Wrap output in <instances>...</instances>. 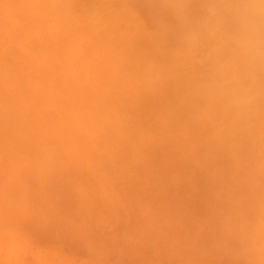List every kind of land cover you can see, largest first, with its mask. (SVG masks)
<instances>
[{
	"label": "bare ground",
	"instance_id": "6f19581e",
	"mask_svg": "<svg viewBox=\"0 0 264 264\" xmlns=\"http://www.w3.org/2000/svg\"><path fill=\"white\" fill-rule=\"evenodd\" d=\"M230 3L231 0H0V83L4 84V88H0V134L2 136H0V143L3 142L1 143L2 145L7 141L6 144L8 146L7 147L6 144H4L1 150L7 149L6 152L10 153L8 155L9 157L11 156V159L15 160L18 158V164H15V167L18 169L19 166L17 165L21 162L20 158L23 159V154L26 151L22 153V150L18 149L17 151V148H23L27 143V140L29 141V139L33 138L35 135H37L36 138L34 137L35 140L31 139L30 143L34 141L37 146L40 144L44 147L45 142H47L44 136L50 134V136L54 138V140H52L53 138L50 139L53 141V145L52 143H46V145L50 144L49 147L47 148V146H45L46 148L44 147L40 152L44 159H42L39 152V154L35 155L42 159L41 164L39 159L35 157L40 163L38 166L37 164L35 165L41 170L40 177H43V172L45 173V176L50 172L52 175H50V180H53V176L61 178L60 176L65 172L62 176V179H64V181L62 180V187L65 185V188H63V191H60L63 194L59 193V190L56 188L59 187L57 185L59 180H57V184L53 183L56 187L49 184L51 189L54 187V189L56 188L55 190H57L56 193H53V190H51V192L56 195L59 193V196L57 197L59 198L62 196V198L60 197L61 199L59 198L58 200L56 198V200L52 201L48 200L50 203L53 202V207H55V204L57 205V209L56 207L55 209L58 212L61 210L60 214H64V217H66L65 215H68L67 212L72 213V211L69 210H75V208H77L76 211L78 213L73 211L72 214L74 215L77 213L80 217L85 216V218L87 216L89 217L90 214H94L96 217L98 214L97 212L104 213H100L104 216L101 219L100 215L99 223L108 215V213L105 214L107 209L114 210H112V212L115 215L112 217L118 215L120 217V214L123 212H121L120 207H117L118 205L116 206L118 209L114 207L117 203L115 204L112 200L115 198L113 196L114 192L118 194L119 188L121 189V194L123 190L124 194H126L129 199L131 197V200H133L131 202L129 201V206L133 209L131 211H129L130 209L123 204L128 209L126 210V216H129L126 219L128 221H126V223L124 222V224L122 221L123 219H120L119 222V218H116L118 222L116 220L115 222L112 220L111 216H108L104 219V224H101L102 226L99 223L97 224V226L99 225V229L106 226V228H108L109 223L112 221L116 224L114 225L115 227H113V231L114 229L116 231H121L118 228L122 229V227H124V229H127L128 227L129 232H127L130 234V231H132V225H134L133 228L137 229V222L142 218L139 222L141 226L148 220L146 226H144L145 224L143 225V235H148L147 233H149L150 229L153 230H151L149 236L154 235L155 230L157 231L156 228L154 229V226H158L156 224V222H159L158 219L162 222L159 223L161 228L166 227V230L169 229L170 232L174 230V234H172L173 232L171 233L174 236L180 233L179 235L185 237L186 235L184 234H187L188 232L186 239H181V237L177 235L178 238H175H177L179 242L176 243V241H174L177 244L175 245V243H173L175 238L170 235L168 230L166 231L163 228L168 236L165 234V231L162 233L163 231H161V229L160 231H157V237H161L159 242H161L166 235V240L164 239L163 241L166 243L172 241L173 246L177 247V250L176 247L173 249L174 251L176 250V252L178 251L177 253L179 256L174 253V251L171 252L172 247L170 248L169 246L168 251L174 255H170L169 258L167 257L170 260L166 258L167 263L165 262L166 264H173L174 256L177 258L181 255V259L185 252L186 256H189L188 254L191 252H193L192 254L196 253V251L197 253H203L202 250L205 248L204 252L207 253L206 249H208L212 243L210 240V244H208L210 238H207V235V239L203 237V239H205L204 241L208 240L206 241L207 243L202 241L203 244L201 242L203 244V246H200L202 250L198 246L196 248L193 244L194 241L199 240V237L195 240L190 239L191 237H189L190 240H187L188 235L192 236L191 233L194 229L193 227L198 228L197 226L192 225L193 227H190L191 225H186L190 223H188V219L190 220L193 216L191 219L194 220V215L199 217L201 215H198L200 211L201 213L203 212L204 216L201 215L199 218L203 216L204 219L207 218L210 222L213 221L212 223H208L207 219H205L209 226L215 222V218L219 221L218 223L223 220L226 227L229 226V231L227 232L229 236L231 231L234 230L237 234L232 233V235L235 234L234 236H239L240 233L242 234L238 237V241L241 243L242 239H245L243 240L246 241L243 242V246H246L245 252L242 251V253H238L237 251V254H242V257H246L242 258L245 262L246 259L248 260L247 257H249V233L247 234V237H245L246 235L244 233L249 232L248 229L250 227L246 229L247 227L245 226V232H243V230H239L241 228L238 227L244 228V226H242V224L239 225L238 223L243 221H245L243 222L244 224H246V222L248 223L247 219L249 213L246 212L248 215L246 219L245 211L248 210L249 212V205L252 206L250 204L251 201H249V199H252V195H250L251 192H254L257 189H255V187L259 188L256 190V193H259L258 190L264 189L260 188L259 185L255 183V179L257 180V178H255L256 175L261 179V183H264V159H262V154H264V124L261 123L262 120H264V71L257 72L252 76H249L246 73L241 74L235 81L225 83V81L229 80L231 64L235 59V53L230 39L232 31L231 25L224 23L222 15L225 6ZM106 10L111 12V17L108 13H105ZM118 11L122 14H117L116 12ZM100 15L102 17H100ZM105 15L108 16L106 17ZM105 17L107 19L104 20L103 18ZM46 75L48 76L45 79L44 77ZM64 118L65 121L63 122ZM34 124H39V126L42 125V128H46L42 129L39 127L41 129L40 131L39 128L37 129L36 126H33ZM57 125H60V127L58 128ZM21 126H23V130ZM31 127H34V130L36 129V132L38 133L35 134L31 130V134L30 130H27ZM17 129L20 130L16 131ZM4 131H6V133ZM27 133L31 136H29V139H26L28 137ZM2 134L4 136L6 135L5 138ZM11 134L13 136L17 135L16 138L19 136L21 142H18L19 138L16 140ZM22 135L26 136V138H23L24 136ZM42 137H44V139ZM12 139L14 141H12ZM24 139H26V141H24ZM59 139L60 143L56 146V142ZM66 139L70 141L69 144L66 143ZM43 140H45V142H43ZM30 143L25 145L29 148V152L31 151L30 146H33L34 144ZM63 145H66L69 148L68 158L65 156L67 159L61 160L62 162L64 161V163L69 161V166L66 164L67 162L65 163L68 171L66 169L63 170L62 168L59 169L61 161L59 162L60 159H58V161L55 160L61 156L59 153V155L57 154L59 157H56L54 150ZM40 147L41 146H38L39 151ZM11 148L13 149V152L11 151ZM15 149L17 152H15ZM4 151L5 150L2 151V156H4V154L6 155V152ZM18 152H20L22 154L20 156L23 157L19 156L16 158ZM48 154L55 155L54 159L53 156L51 157ZM48 156L54 161L51 159V162ZM35 158L33 161L34 163L37 162ZM45 158H48L49 160H47L51 163L49 162V164H47L48 161H46ZM43 161H45V164H43ZM53 162H56V164ZM57 164L60 166H57ZM20 165L23 169L24 165L21 163ZM28 165L30 167L32 166L30 163ZM40 165L42 166L40 167ZM29 166L26 168L30 170L32 169L33 171L34 167L29 168ZM46 166H49V169ZM55 167H59L58 171H63L58 172ZM38 168L37 170H39ZM30 170L28 171L32 173ZM13 171L16 172L14 169ZM22 171L23 173L27 172L25 168L24 170H21V173ZM55 171L59 173L60 176H57ZM68 172L69 174H67ZM251 174L253 175L251 176ZM33 175L36 176V174ZM91 175L92 177L97 176L98 179H100L99 185H96L94 181L90 180L93 182V187H97L94 189L98 191L100 187V192L106 193H102L101 195L99 192L100 197L103 196L101 199L105 198L103 201L104 204L107 203L106 205L102 203V205H104V209L102 206L103 210L101 209L100 203L97 202L99 198H97L96 194H94L93 197L86 192V194H89L88 196L96 199L94 202H92L93 198L91 197H88L89 200L87 201L86 199L88 198L84 200L86 196L85 194L83 196L84 198H79L78 191L87 186H84L86 183H84L85 181L83 178L86 176L89 178ZM23 178L25 179H23L24 181L22 180L23 184L27 181H31L30 185H33L34 188L36 187L37 190V186L34 185V180H28L26 177ZM41 179L43 180V178ZM71 179L73 181H71ZM68 180L71 181V184ZM45 181L47 180H44L43 182ZM48 183H50V181ZM59 183L61 184V182ZM66 184L67 186L71 185V188H67V191L71 193L67 192L64 194L67 187ZM46 185L48 184L46 183ZM33 187L32 190L35 192L36 190ZM46 187L47 186L43 188L47 189ZM19 189L20 188L18 187L16 191L14 190L15 194H17V192L18 194L23 193V191ZM27 190L29 192V189ZM19 191L22 193H19ZM203 191L210 193V195H205ZM120 193L119 197L123 200ZM74 194L75 196H70ZM64 195H68V197L70 196L69 200L67 196V198L63 197ZM31 196L35 195L33 194ZM106 196L109 197V199H107ZM201 196H208L207 199L211 196L209 200L204 197L209 203L206 202V205L203 204L200 200L202 199ZM6 197H8V195ZM64 198L66 201H61ZM77 199L78 201L79 199L82 201L84 200V203H81L85 205V208L82 205L83 209H81L83 211L80 209L81 204H79V208L77 207L79 205L75 206V201H77ZM197 199L200 200L202 204L197 202ZM26 200L28 201V199ZM106 200H108V202ZM256 200L259 199L256 197ZM25 201H20L18 204L21 206L23 204H21V202L26 203L27 201ZM29 201L32 202V200ZM54 201H57V203ZM78 201L76 203H79ZM90 201L93 203L92 205L90 204ZM114 201L116 200L114 199ZM219 201L223 204V206L222 204L221 206L226 212H224V216L221 215L222 217H226L224 219L220 216V213L223 212V208H220L222 209V211L220 210L221 212L216 211V206L220 207ZM242 201L244 204H247L246 206L244 205L245 207H243ZM65 202H68L69 204H66ZM72 202H74V205L71 204ZM109 202L111 203L108 204ZM216 202L219 204L217 205ZM255 202L254 204H256ZM240 203L242 206L239 205V208L235 207ZM28 204L23 206V209L16 204L20 209H15L16 211H21L23 214L25 211L28 213L29 211L26 209ZM32 205V203L29 205V207H32V209L29 208L31 210L29 214L30 218L34 217L35 219L40 213H38L39 211L33 212L32 210H36V206L33 207ZM191 205H197V207H195H199V209H192ZM261 205L262 207L260 206L258 208L260 210L264 209V203ZM9 206L11 207L12 205L9 204ZM59 206L64 207L59 208ZM89 206H92L93 208L91 207L89 209ZM96 207L100 208L98 209ZM135 207L138 211H143H140L143 213V216L134 221V218L136 219V216L139 215V212ZM140 207L141 209L139 210ZM43 208L44 207L42 206L41 209L45 210ZM200 208L205 209V212ZM235 208L236 210L238 208V212L240 210V217L239 213L234 211ZM64 209H66V212ZM190 209L193 210V212ZM42 210L40 211L42 212ZM84 210L86 213L90 212V214L86 216ZM155 210H157L158 213L157 211L155 212ZM94 211L97 212L94 213ZM115 211L120 214H117ZM206 211H209L210 214H208L210 216L206 214ZM261 211V214L256 213V211H254L255 213L252 212L254 215L257 214L255 215L257 218L259 217L258 222L256 223L254 222L256 220H254L253 223L260 224L259 226L253 224V226L258 227V230L260 231L264 230L259 229L264 228V225H262L264 224L262 223L264 222L262 221L264 220V216H261L264 215V210ZM31 212H33L34 215L35 212H37L36 216H33V213L31 215ZM130 212L133 214L135 213V217L132 218ZM175 212H182V219H175L178 214ZM211 212H214V217H212L213 214ZM241 212L243 213L241 214ZM156 214L158 218L149 221L151 216L154 215V217H156ZM258 214L260 216H258ZM46 215L47 214L44 216ZM73 215H71L72 219ZM181 215L179 217H181ZM231 215H233L234 218H232ZM237 215L238 219H236ZM254 215L250 218H254ZM109 217L111 220H109ZM219 217H221V220H218ZM77 218L80 219L79 216ZM91 218L93 217L88 218L89 222ZM203 218L201 219L203 220ZM34 219L32 218V221L36 220L34 224L38 226L39 223H36L38 222V219ZM163 219H167L168 221L174 219V224H172V221L168 224V221H164ZM235 219L236 221L238 220V222H236ZM84 221H87V219ZM184 221L186 224H183ZM89 222L87 223L90 224L89 227L93 231L94 221H92L93 225ZM164 222H167L166 226ZM0 223H2V221H0ZM105 223H107V225H105ZM154 223L155 225H153ZM202 223L203 222L200 221V224ZM218 223L216 222V224L214 223V226H212L214 230L213 233L216 236L215 239L213 238V234V237H211V234V236H209L214 240H216L218 235L221 236L218 237L219 239H225L226 237V235H223L224 232H222V234L217 233V231H222L221 228V230H218L219 228L217 227L219 225L222 226V223ZM113 224H111V228ZM149 225L151 227H149ZM168 225L169 227H172L171 229H174L171 230L167 227ZM206 225V223L204 226L199 225V227L201 226V229L198 231L199 234L197 231L195 232V236L202 234V237L206 234L205 231L207 233L211 232L210 230L212 228L210 227L211 229L209 230L208 225ZM235 225H237V227ZM3 226L4 224L2 223V227ZM70 226L68 225V228ZM188 227L192 228V230ZM204 227H207L208 230L203 229L201 232L200 230ZM106 228L105 231L102 232H106L105 235L108 232L111 234L112 230L110 229L111 231L108 230L107 232ZM146 228L149 229V231ZM235 228L240 232L239 235ZM185 229L189 230L185 232ZM254 230H256V228ZM94 231L96 230L94 229ZM145 231H147V233ZM224 231L226 232L227 230L224 229ZM125 232L126 231L124 230V233ZM48 233H50L49 230L45 235H42L44 237L43 241H46V236L49 238L50 234ZM159 233L162 236L159 235ZM88 234H90V232ZM163 234L165 235L163 236ZM146 235L145 237H142L143 240L147 238ZM42 236L39 238L41 240L39 241L41 245H43V243H41L43 242ZM234 236L232 237L236 240L237 237L234 238ZM17 237L18 236H16L17 240L15 238V240L13 239L14 241L11 239L12 241L10 243L6 237L8 242L5 240L7 243H5L6 245L3 244L5 246L1 249L5 254L3 255L2 253L0 257L3 256L7 258L6 255L9 254L10 250L5 251L4 249L5 247L9 249L11 243V245H13L14 242H18L19 239ZM21 238H24V236H21ZM33 238H36V236ZM30 239L33 242L32 238ZM148 239L149 238H147V242H145L147 243V247H151V243L153 242H155L156 246L158 245V242L156 243V238V241L153 240L154 238L152 239L153 241L149 239L151 243L149 242L150 244L148 245ZM108 240L109 239H107L106 242ZM191 240H194L193 243ZM27 241L28 239L23 242L21 241L22 245H24V242L28 245L29 241ZM188 241L189 245H187ZM217 241H219V243ZM217 241L215 242L218 246L222 240ZM227 241L229 240L227 239ZM180 242H183L184 246L186 245V248H188L187 246L194 245L196 250L193 248L192 251L190 246L189 248L191 251L188 252L185 247L179 246L181 248L180 250L178 247ZM190 242L193 245L190 244ZM57 243L59 244V242H56V244L54 242V246L52 244H47V246L43 245L42 249L49 248V251H51L50 249H56L59 252V256H61L60 251H62V254L63 250H61L62 247ZM197 243L195 244L198 245ZM222 244L224 245L225 243ZM57 245L61 248H57ZM206 245L209 246L207 247ZM69 246L71 245H68L67 247ZM81 246L79 247L80 252L76 250L81 253V258L82 254L83 257L87 254L86 258L90 256L92 259L91 261H93L94 258L91 256L93 253H90V251L88 252L90 255L87 252L85 253ZM84 246L86 247V245ZM213 246L215 249L211 247V250H214V252L217 251L216 253L221 250L220 252L222 254L224 253V251H222L224 248L222 247H226L227 243L226 246L222 247H216L215 244ZM243 246L240 248L244 250ZM17 247H19V245ZM28 247L29 245L25 247V249L34 254L35 250H31L33 247H29V249ZM19 248L21 249V247ZM40 248H37V253L41 252ZM71 248H69V250H71ZM80 248L82 249L80 250ZM182 248L185 249V252H183L184 250L182 251ZM216 248L220 250L218 251ZM162 249L163 248H161L160 251H162ZM210 249L207 251H209L211 256L215 253L211 254ZM13 250H15V247ZM13 250L10 253V258L16 257L15 255L17 254V251L15 250L16 252H14ZM104 250H106V248ZM76 251L75 254L77 253ZM52 252L46 254V252H43L42 250L41 253L43 254L40 253L38 256L40 257L43 255L44 260L45 257L46 260H49L50 258L56 259ZM179 252L181 254H179ZM103 253L104 254L101 255L105 256L102 257L105 259L106 255H111L112 257L114 255L109 254L110 252L108 253V250ZM155 253L157 252L155 251ZM205 253H203L204 260H211V262H213V259L215 258L208 259L207 257L209 254L205 255ZM18 254L20 255V253ZM64 254L68 253L64 252ZM192 254H190V256ZM27 255L30 256L31 254L28 253ZM78 255L79 254H77V256ZM115 255L118 256V253ZM111 256L108 257V261L105 260L107 263L113 264L115 261H118L116 264H123V262L128 260V264H131L129 259L126 258L125 260V258L123 259V257H120V252V258L116 256L112 258ZM157 256L160 259L161 256H159V253H157ZM197 256L198 258L195 259L191 257V259H195V262H197L199 255H196L195 257ZM202 256L203 255L200 256V259ZM33 257H36L35 254ZM58 257L57 259L60 261L59 263L67 258L64 256L65 258L62 257L61 260ZM170 257H172V260ZM229 257H231L230 254ZM110 258L112 260H110ZM29 259L30 257H28L27 260L28 264ZM69 259L71 258H67L66 261ZM188 259L189 262L192 261L190 258ZM175 260H178L176 264H179V258ZM180 261H182V259ZM37 262L39 263V261ZM199 262V264H201L202 261L199 260ZM214 262H216L214 264H220V262L216 260ZM0 263H3L1 259ZM74 263L76 264V262ZM94 263L102 264V262L100 263L98 260ZM185 263L188 264L187 262ZM203 263L204 261L202 264ZM87 264L89 263L87 262ZM90 264H92V262ZM192 264H194V262Z\"/></svg>",
	"mask_w": 264,
	"mask_h": 264
},
{
	"label": "rangeland",
	"instance_id": "374dc122",
	"mask_svg": "<svg viewBox=\"0 0 264 264\" xmlns=\"http://www.w3.org/2000/svg\"><path fill=\"white\" fill-rule=\"evenodd\" d=\"M154 2V1H153ZM110 11H108V10H106L105 11V13H108L109 15H110V17H111V12L109 13ZM113 12H115V11H113ZM121 12H123V11H121ZM105 13H103V14H105ZM117 14L119 13V11L118 12H116ZM115 14V13H114ZM119 14H122V13H119ZM106 17L108 16V15H105ZM100 17H102L101 15H100ZM103 18L104 20L105 19H107V18ZM109 17V18H110ZM47 76L48 75H46L44 78L46 79L47 78ZM0 88H4V84L3 83H0ZM0 121H1V119H0ZM65 121V118L63 119V122ZM262 124H264V120H262V122H261ZM4 124V123H3ZM2 125V124H1ZM33 126H36L37 127V129L40 127V128H42L41 126H39V124H34ZM44 126V125H43ZM22 127V130H23V126H21ZM57 127L59 128L60 127V125H57ZM3 128V127H2ZM17 128V127H16ZM39 128V130L41 131V129ZM46 128V127H45ZM44 127L42 128V129H45ZM14 130H15V128H14ZM18 130H20V129H17L16 131H18ZM26 130V129H25ZM27 130H30V133L33 131L35 134L36 133H38V132H36V129L34 130V127H31L30 129H27ZM32 130V131H31ZM43 131V130H42ZM47 131L49 132V130L47 129ZM3 132V131H2ZM5 133H6V131H4ZM22 132V131H21ZM20 132V133H21ZM25 132V131H24ZM4 133V134H5ZM12 133V132H11ZM10 134V133H9ZM13 134V133H12ZM11 134V135H12ZM22 134H23V132H22ZM25 134V133H24ZM28 134V133H27ZM32 134V133H31ZM3 135V134H2ZM14 135H15V133H14ZM34 135V134H33ZM33 135H32V137H33ZM43 135V134H42ZM0 136H1V134H0ZM4 136V135H3ZM6 136V135H5ZM5 136H4V138H5ZM17 136V135H16ZM16 136H13L12 135V137H15L16 138ZM21 136V135H20ZM22 136H24V135H22ZM28 137L26 138V136H24L23 138H26V139H29V136H30V134H28L27 135ZM36 136L37 135H35L34 137L36 138ZM50 136V134L48 135V134H46L44 137H45V139L47 140V142H45V140H43V142H45V146H47V148L49 147V145L47 144L46 145V143H52V145H53V141L52 140H54V138L53 137H49ZM2 137V136H1ZM9 137H10V135H9ZM11 137V138H12ZM31 137V136H30ZM34 137L33 138H31V139H34ZM44 137H42L43 139H44ZM49 137V138H48ZM8 138V137H7ZM14 138V139H15ZM18 138H19V136H18ZM18 138H16V140L18 139ZM22 138V139H23ZM53 138V139H52ZM26 139H24V141H26ZM31 139H29V141L27 140V143H30L31 141ZM50 139H52V140H50ZM10 140V139H9ZM35 140V139H34ZM2 141H3V138H2ZM12 141H14L13 139H12ZM23 141V140H22ZM66 141V143H68L69 144V140H65ZM10 142V141H9ZM18 142H21V139L19 138V141ZM1 143H3V142H1ZM1 143H0V145H1ZM6 143H7V141H6ZM6 143H4V144H6ZM12 143V142H11ZM25 143V142H24ZM26 143V144H27ZM32 143H34L33 144V146H30V145H28V146H30L31 148V153L29 152V148L28 147H26L25 145L23 146V148H21V147H19V148H17V151H18V149H21L22 150V153H24L25 151V153L23 154V156H20V155H22L20 152H18V156H16V158L17 157H23V159L22 158H20L21 159V164L22 165H24L23 166V169H22V166L20 165V163H19V165H17V166H19L18 167V169L15 167L16 165L15 164H18V158L17 159H11L10 157H9V155L8 154H10L9 152H6V150L7 149H3V150H5L4 152H6V155L4 154V156H2V154H3V150H1V148H2V146L4 145V144H2L1 145V147H0V221H2V223L4 224V226L2 227V223H0V225H1V227H0V256L2 255V253H3V250H1L2 249V247L4 248V246L6 245L5 243H7L8 241H9V243L15 238L16 239V236H18L17 238L19 239L18 240V242L21 244H19L18 242H14V244H16V245H9V247H8V245H7V247L9 248V249H7L6 247H5V251L6 250H10V252H9V254H7L6 256H7V258H5V257H0V259H1V261H3V263L2 264H10L11 262V264H18L19 262V264H28V257H30V259H29V264H43V263H45V264H58L60 261H58V259H57V257L59 256V252H58V250H56L53 246V243L55 242V244H56V242H59V246H61L62 247V249L61 250H63V253L61 254V252L62 251H60V255L61 256H59L58 258L59 259H61L62 257H67V258H71V259H69L68 261H66L67 260V258H65V259H63V261H61V263H59V264H75L74 262H76V264H87V262L90 264L91 262H92V264H95L94 262H96L97 260H98V262H102V264H110V263H107V259H109L108 257H110L111 255H109V254H117L118 253V256L117 255H115L116 257H118V258H120V257H123V259L125 258V260H126V258L127 259H129L130 261H131V264H163V263H167V259L169 258V256L171 255H174V254H172L171 252L172 251H174V247H176V246H173V244H172V241H168V243H166V242H164L163 240L165 239V237H166V235L168 236V234H167V230H168V232L170 233V235H172V234H174V228L173 229H171L172 227L170 226L169 227V225L167 226V227H169L171 230H173L172 232H170V230L169 229H167L166 230V227H163V228H161L160 226V224L159 223H162V222H160V220L158 219V221L159 222H156V224L158 225L157 227H155L156 225H155V223L153 224V225H155L154 226V229L156 228L157 229V231H160V229H161V231H163L162 233H164V231H165V234H163V236L165 235V237L161 240V242H159L160 241V236H158L159 237V239H158V237H157V235H158V232L155 230V232L154 231H152V232H154V235L153 236H156V237H153V236H149V233L151 232V230H153V229H150V231H149V229H147L148 231H149V233H147V231H145L148 235H146L147 236V238H149L150 240H152L153 238V240L154 241H156L155 240V238L157 239V241H156V243L158 244L157 246L155 245V242H153V243H151L150 242V240L148 239V245L151 243V247H147V243H145V242H147V238H145L144 240L142 239V237H145V235H143L144 233H143V230H142V228L144 227V226H146V222L148 221L147 220V218H146V222L144 223V224H142V226H141V224L139 223L140 222V220H142V218L140 219V217H142L143 216V213H141L140 211H142V210H140L141 209V207L139 208V210L140 211H138L137 209H136V207H138V206H136L135 207V209L139 212V215L138 216H136V219L134 218V221L135 220H138V219H140V220H138V222H137V229L136 228H133L134 227V225H132V229L131 228H129V229H131L132 231H130L131 233L130 234H128V227H127V229H124V227H122V229L121 228H118V229H120L121 231H116L115 229H114V231H113V227H115L114 225H116L115 224V222L117 221L118 222V218H119V222H120V219L123 221V223L125 222L126 223V221H128V220H126L129 216H126L127 215V212H126V210H128L127 208H129L130 210L129 211H131V210H133V209H131V207L129 206V201L131 202V201H133V200H131V197H130V199L128 198V196L126 195V194H124V192H123V190H122V194L120 193L121 191V189H119L118 188V194L116 193V192H114V199L117 201H114V199H112L113 200V202L116 204L115 206H114V204H113V206L115 207V208H117V207H120V209H121V212H123L122 214H120V213H117L116 211V213L117 214H120V217H119V215L118 216H115V217H112L113 215H115V214H113V212H112V210L113 209H107V211L105 212V211H103V212H105V214H107L108 213V215L106 216V217H108V216H111L112 217V220L113 221H115V222H110L109 223V226H108V228H106V227H103V228H98V226H97V224L99 223V219H100V215L101 214H104V213H101V212H97V211H94V213L95 212H97L98 214L96 215V217H95V215L93 214H90V212L88 213H86V211H85V215L87 216V215H92V216H90L89 215V217H93V218H91V220L92 221H94V225H93V223H92V221L90 220V222L88 221V218L86 217L85 218V216H81L80 217V215H78L77 213V208H75V210H69V211H72V213H73V211L75 212H77L76 214H77V217L79 216V218L80 219H78L77 217H76V214H74L75 215V219H74V215L72 214V213H69V212H67L68 213V215H65L66 217H64V214H63V212L65 211L66 212V209H64V211L62 212V214L63 215H61L60 213H61V210L58 212L56 209H57V205L55 204V207H56V209H55V207H53L54 206V204H52V203H50V201H48V200H56V198H57V200L61 197L62 198V196H60L59 198L57 197V196H59L58 194L59 193H62V192H60L61 190L63 191V188H65V185H64V187H62L63 185V181H64V179H62V176H63V174L65 173V172H63V174H62V176H60L59 175V173H57L56 171H58V168H56L55 167V169H57L55 172L57 173V176L59 175L61 178H56L55 176H53L52 177V179L53 180H50L49 178H50V175H51V173L50 172H48V174H46L47 176H45V173L43 172V177H40V172H41V170L38 168V167H36V165L35 164H37V166L41 163L42 164V159H44V157L43 156H41L42 154L40 153L41 151H42V149L45 147L44 145V147H42V145H40V144H38V146H41L40 147V151H39V148H38V146L36 145V142H32ZM32 143H30V144H32ZM58 143H60V139L59 140H57V142H56V146H57V144ZM10 144V143H9ZM13 144V143H12ZM16 144V143H15ZM20 144V143H19ZM44 144V143H43ZM67 144V145H68ZM14 145V144H13ZM17 145V144H16ZM16 145H15V148H16ZM51 145V146H52ZM6 146H7V144H6ZM10 146V145H9ZM35 146H37V147H35ZM69 146V145H68ZM68 146H66V145H63V146H60V147H58L56 150H54V154H56V157H59L58 155H59V153H60V156L62 157V159H61V157L60 158H56L55 160H57L58 161V159H60L59 160V162L61 161V160H66L67 158H68V152H69V148H68ZM8 147V146H7ZM35 147V148H34ZM4 148H6V147H4ZM26 148V149H25ZM46 148V147H45ZM36 150V152H35V150ZM65 149V150H64ZM10 150V149H9ZM13 149L11 148V151H12ZM58 150V151H57ZM64 150V151H63ZM16 151V149H15V152H17ZM60 151V152H59ZM63 151V152H62ZM13 152V151H12ZM14 152V153H15ZM40 153V156L42 157V159H40V157L38 158V157H36L35 155L36 154H39ZM56 152V153H55ZM63 153V154H62ZM67 153V154H66ZM53 154V153H52ZM58 154V155H57ZM8 155V156H7ZM16 155V154H15ZM49 155V154H48ZM14 156V155H13ZM49 156H53V159H54V156L55 155H49ZM48 156V157H49ZM65 156L67 157V158H65ZM39 159V161H40V163H39V161L36 159ZM51 157H49L50 158V161H51ZM13 158H15V157H13ZM34 158L36 159V163H34L33 161H34ZM64 158V159H63ZM19 159V160H20ZM46 159V158H45ZM48 159V158H47ZM46 159V161H48ZM52 159V160H53ZM262 159H264V154H262ZM15 161V162H14ZM50 161H48L47 162V164H49V162ZM54 161V160H53ZM26 162V163H25ZM52 162V161H51ZM50 162V163H51ZM67 162V163H66ZM65 163L66 164H68L69 163V161H66ZM14 163V164H13ZM30 163V165L32 164V166L30 167L28 164ZM53 163H55L56 164V162H53ZM52 163V164H53ZM61 163V164H60ZM59 164L62 166H60V165H58L57 164V166H60V168L59 169H63V170H67L68 171V169H67V165H65V163H64V161L62 162H60ZM11 164H12V166H11ZM27 164V166H29V168H33L34 167V169H33V171H32V169L30 170V169H28V168H26L25 167V165ZM43 164H45V161H43ZM46 164V165H47ZM51 165V164H50ZM9 166V167H8ZM42 165H40V167H41ZM53 166V165H52ZM68 166H69V164H68ZM44 167V166H43ZM46 167H48V169H49V166H46ZM45 167V168H46ZM251 167V166H250ZM8 168V169H7ZM16 168V169H15ZM19 168H21V169H19ZM24 168L26 169V171L27 172H24L23 173V171H22V173H21V170H24ZM36 168V169H35ZM37 168L39 169V170H37ZM51 168V167H50ZM54 168V167H53ZM251 168H253V167H251ZM13 169L16 171V172H14L13 171ZM43 169V168H42ZM28 170H30L32 173H30ZM44 170V169H43ZM42 170V171H43ZM62 170V171H63ZM112 170V169H111ZM249 170H250V168H249ZM7 171V172H6ZM35 171V172H34ZM47 171V170H46ZM49 171V170H48ZM59 171H61V170H59ZM58 171V172H59ZM61 171V172H62ZM29 172V173H28ZM71 172V171H70ZM252 172H253V169H252ZM255 172V171H254ZM47 173V172H46ZM56 173H55V175H56ZM251 173V172H250ZM33 174H36V176H34ZM67 174H69V172L67 173ZM25 175V176H24ZM253 174H251V176H252ZM255 175H256V173H255ZM254 175V176H255ZM52 176V175H51ZM67 176V175H66ZM87 176H89V175H87ZM87 176L85 177V178H83V180L85 181H83L84 183H86V184H84V186H86V188H87V190H86V188L84 189V188H82V190H83V192H82V190L80 189V191H78L79 192V198H82L83 196H84V194L86 195L85 196V198H84V200L86 199V198H88V197H91V196H88L89 194H91L93 197H94V194H96L97 195V198H99L98 199V203H100V206H101V209H102V206H103V209H104V205H106L107 203H105L104 204V199H101V198H103V196L102 197H100V194H99V192L101 191V188L99 187V189H98V191H96V189H94V188H97V187H93V182H91L90 180H92V181H94V183H96V185H99V180L100 179H98V177L97 176H95V177H92V175H91V177H89V178H91V179H89V178H87ZM23 177H26L28 180H34V185H36L37 186V190H36V187L34 188L33 187V185H30L31 184V181L29 182V181H25L26 183H24L23 184V181L25 180ZM30 177H32V178H30ZM49 179H47V178ZM41 178H43V180L41 179ZM46 178V179H45ZM64 178V177H63ZM67 178H70V177H67ZM66 178V179H67ZM255 178H257V180L255 179V183L256 184H258L259 185V187L260 188H264V183H261V179H259V177L256 175L255 176ZM24 179V180H23ZM55 179H56V182H55ZM65 179V180H66ZM79 179V178H78ZM23 180V181H22ZM42 180V181H41ZM44 180H47L48 182L50 181V183H48L47 181H45V182H43ZM57 180H59V182H61V184L57 181ZM63 180V181H62ZM82 180V179H81ZM22 181V182H21ZM52 181V182H51ZM69 181V180H68ZM71 181H73L72 179H71ZM71 181H69V183L71 184ZM33 182V181H32ZM45 184H43V183ZM57 182H58V184H57ZM66 182V181H65ZM46 183L48 184V185H46ZM53 183L54 184H57L59 187H56V186H54L53 185ZM43 184V185H42ZM51 186H54V187H56L59 191V193L56 195V194H53V193H56L57 192V190H55L54 189V187H52V189H51V187H50V185ZM65 184V183H64ZM83 184V183H82ZM36 190L35 192H34V190H32V187ZM45 186H47L46 188L47 189H44L43 187H45ZM66 186H67V184H66ZM71 185H69V186H67L66 187V190L64 191L65 193L64 194H66L67 192L68 193H71V192H69V191H67L68 189V187L69 188H71L70 187ZM83 186V185H82ZM256 186V185H255ZM19 187L20 189L19 190H21V191H23V193L21 192V191H19V193H22V194H18V192H17V194H15V191L17 190V188ZM50 187V188H49ZM62 187V188H61ZM259 189L258 187H255V189ZM27 189H29V192H28V190ZM30 189H31V192H30ZM90 189V190H89ZM254 189V188H253ZM256 189V190H257ZM15 190V191H14ZM45 190H48V191H50L51 192V190H53L51 193L50 192H48V191H45ZM70 190V189H69ZM72 190V189H71ZM85 190V191H84ZM205 190V189H204ZM208 190V189H207ZM206 190V191H207ZM256 190L254 191V192H251V194L250 195H252V199H249V201H251V205L252 206H250L249 205V212H248V210H246L245 211V215H246V219H247V217H248V215H249V217H248V219H247V221H248V223H249V226H248V223L246 222V224H244L243 222H245V221H243V222H241V223H238L239 225L240 224H242V226H244V228L243 227H238V228H241V229H239V230H243V232H245L244 231V229H245V226L247 227L246 229H248L249 227V232H247V233H244L246 236L245 237H247V234L249 233V257H247L248 258V260H247V262H246V260H245V262H244V259H242V258H246V257H242L243 255L241 254V255H239V254H237V251H238V253H242V251H244L245 252V245L243 246V242H246V241H243V240H245L243 237V239H242V242L240 243V241H238V237H240L242 234L240 233V232H238L237 231V229H236V231L238 232V235H239V233H240V235L239 236H234L235 234H237V233H235V230L234 231H231V233H230V236H229V234L227 233L228 231H229V226L228 227H226V225H225V223L223 222V220H221L220 218L222 217L221 215H223L224 216V214L226 213L225 212V210H224V208L222 207L223 206V204L222 203H220V201H219V203H217V205L219 204V206L220 207H218V206H216V208H217V210L216 211H222V209H220L221 207L223 208V212H221L220 213V216L221 217H219V219L218 220H221L220 221V223H218L219 221H217V219H215L214 218V220H215V224H216V222L218 223V224H221L222 223V226L221 225H219V226H221V227H219V226H217L219 229L218 230H221L222 229V231H217V233L218 234H222V232H224L223 233V235L225 236L226 235V237H225V239H226V241H227V239L230 241H225V239L224 238H218L220 235H218V237L216 238V240H214L215 239V234L213 233V227L212 226H214L213 224L211 225V226H209V220L207 219V218H205V219H207V221H208V223L206 222V220L203 218V212L201 213L200 211H199V213H198V215L199 214H201V215H203L201 218H203V220L201 219V218H199L198 216H196V215H194V220H192L191 218L193 217H191L190 215H192V214H190L189 216L191 217L190 218V220L188 219V223L189 224H186L185 223V221L183 222V224L185 223L186 225H191L190 227H193V226H197L198 228H196V227H193L194 229L192 230V228H190V227H188L190 230H192V236H189L188 235V239L187 240H190V239H198V237H199V240L198 241H194V243H193V241L191 240V242L196 246V248H197V246L200 248V246H203V242H206V241H208V240H206V241H204L205 239H207V238H210L209 239V243L208 244H210V240H211V244H213L215 241H217V240H222L221 241V243L220 244H218V246L220 247L221 246V244L222 243H225L224 245L222 244V246H226V243H227V246L226 247H222V248H224V250H222V251H224V253H222L221 254V250L220 249H217L219 252L218 253H216V252H214V250H211L210 248L211 247H213L214 248V244H215V246L216 247H218L217 246V244H216V242L213 244V245H211L210 244V247L208 248V249H210L211 250V254H213V253H215V254H213V255H211L210 256V254H209V251H207L208 249H206V252L207 253H205L204 251V249L205 248H203V250H202V252L203 253H205V255H207V254H209V256L207 257L208 259H212V258H215V259H213L214 261L216 260V261H218V262H220V264H264V230H262V231H260V230H258V227H254L253 226V224L254 225H257V226H259L258 224H255V223H253V221L254 220H256V221H254V222H258V218L255 216V215H257V214H255L254 215V211H256V213H259V214H261L262 213V211L261 210H264V209H258L260 206L262 207V203H264V189H260V190H258L259 191V193L257 192L256 193ZM25 191V192H24ZM55 191V192H54ZM95 191H96V193H95ZM104 191H106V190H104ZM213 191H214V187H213ZM12 192V193H11ZM86 192H88L87 194H86ZM176 192V191H175ZM208 192H210V191H208ZM262 192V193H261ZM8 193V194H7ZM16 195V197H15V195ZM101 193V195H102V193L104 194L105 192H100ZM119 193L121 194V197H122V199L124 200V203H123V200H121L120 199V197H119ZM203 193H205V195L206 194H208V195H210V193H207V192H204L203 191ZM253 193V194H252ZM8 195V197H6L7 195ZM10 194H11V196H10ZM13 194V195H12ZM35 195V196H31V195ZM50 194V195H49ZM63 194V193H62ZM76 194V195H77ZM106 194V193H105ZM6 195V196H5ZM31 196V199H30V196ZM56 195V196H55ZM61 195V194H60ZM69 195V194H68ZM68 195H64L63 197H65V198H67L68 197ZM81 195V196H80ZM109 195H110V193H109ZM127 197H126V196ZM178 195V194H177ZM202 195H204V194H202ZM9 196H10V198H9ZM14 196V197H13ZM46 196V197H45ZM67 196V197H66ZM70 196H75V194L74 195H70ZM69 196V197H70ZM111 196V195H110ZM112 196V197H113ZM179 196V195H178ZM69 197H68V200H69ZM93 197H91V198H93ZM107 197V196H106ZM112 197H110V198H112ZM180 197V196H179ZM206 199H207V197L206 196H204ZM204 197H202L201 196V198L202 199H200L201 201H202V203L203 204H205L206 202L207 203H209V201H207V200H209V198L211 197V196H209V198L206 200ZM254 197V198H253ZM256 197L259 199V200H256ZM260 197H261V199H260ZM13 198V199H12ZM60 198V199H61ZM64 198V199H65ZM71 198H75V197H71ZM251 198V197H250ZM26 199H28V201L26 200ZM41 199V200H40ZM61 200V201H66V199L65 200ZM107 199H109V197H107ZM221 199V198H220ZM27 202H26V201ZM29 200H32V202L31 201H29ZM83 200V201H84ZM87 200H89V198L88 199H86V201ZM96 199H94L93 198V201L92 202H94ZM111 200V201H112ZM200 200H198L197 199V202H200L201 203V201ZM219 200V199H218ZM252 200H254V201H252ZM14 203H13V202ZM20 201H25L26 203H24V202H21V206L18 204V203H20ZM72 201H74V200H72ZM77 201H78V199H77ZM77 201H75V206H77V205H79V204H81L83 201L81 200V199H79V203H76ZM107 202H108V200H106ZM105 201V202H106ZM110 201V200H109ZM256 201V202H255ZM45 202V203H44ZM49 202V203H48ZM54 202H56L57 203V201H54ZM62 202V203H63ZM71 202V201H70ZM91 201H90V204L92 205L93 203H92ZM96 202V203H97ZM112 202V203H113ZM193 202V201H192ZM192 202H191V204H192ZM243 202V201H242ZM241 202V203H242ZM254 202L256 203V204H254ZM13 203V204H12ZM28 203H32L33 205V207H35L36 206V210H32L33 212L34 211H39L38 213H40V215L38 214L37 216L39 217H37L36 216V213L37 212H35V215H34V213L33 212H31V215H32V213H33V216H36L35 217V219L37 218L38 220V222H36L37 224H38V226L37 225H35L34 224V222L36 221L35 219H34V217H31L30 218V209H32V207H29V205L30 204H28ZM66 203V202H65ZM65 203H64V205H65ZM74 202H72L71 204L72 205H74L73 204ZM84 203V202H83ZM102 203L104 204V205H102ZM111 202H109L108 204H110ZM201 203V204H202ZM241 203L240 204H238V205H236L235 207H238L239 205L240 206H242L243 205V207H245L247 204L245 203L244 204V202H243V204L241 205ZM248 203V202H247ZM253 203V204H252ZM9 204H11L12 206L10 207L9 206ZM18 206H20V208H22L23 209V206H25V205H27L28 204V206L26 207V209L29 211L28 213L25 211L24 212V214L23 213H21V211H16V209H18L19 207H17V205ZM35 204V205H34ZM42 204V205H41ZM66 204H69L68 202L66 203ZM87 204V203H86ZM123 204H125V206L127 207H125ZM133 204V203H132ZM199 204V203H198ZM197 204V205H198ZM221 204H222V206H221ZM258 204V205H257ZM46 205V206H45ZM50 205V206H49ZM58 205H59V203H58ZM60 205H63V204H60ZM72 205H70V206H72ZM84 206V208H85V205L84 204H81V207H80V205L79 206H77L78 208L80 207V209L82 208L83 209V206ZM96 205H99V204H96ZM95 205V206H96ZM118 205V206H117ZM197 205H195L196 207H197ZM200 205V204H199ZM206 205V204H205ZM245 205V206H244ZM39 206V207H38ZM44 207L43 209H45V210H42L41 209V207ZM67 206V205H66ZM69 206V205H68ZM74 206V207H75ZM110 206V205H109ZM117 206V207H116ZM192 206V209L193 208H196L195 206H193V205H191ZM62 207H64V206H59V208H62ZM92 207V206H91ZM90 206H89V209L91 208ZM93 207H94V205H93ZM92 207V208H93ZM111 207V206H110ZM201 207H203V206H201ZM205 207V206H204ZM248 207V206H247ZM14 208V209H13ZM16 208V209H15ZM19 208V209H20ZM25 208V207H24ZM30 208V209H29ZM49 208V209H48ZM53 208V209H52ZM58 208V209H59ZM67 208V207H66ZM72 208V207H71ZM95 208V207H94ZM96 208H98V207H96ZM100 208V207H99ZM98 208V209H99ZM106 208H107V206H106ZM109 208V207H108ZM126 208V209H125ZM205 208H207V207H205ZM239 208V207H238ZM238 208H237V210H238ZM21 209V210H22ZM35 209V208H34ZM69 209V208H68ZM81 209V210H82ZM87 209V208H86ZM97 209V210H98ZM102 209V210H103ZM118 209V208H117ZM196 209H199V207L198 208H196ZM201 209V208H200ZM244 209V208H243ZM40 210H42V212L40 211ZM52 210H53V212H52ZM63 210V209H62ZM96 210V209H95ZM101 210V211H102ZM191 210V209H190ZM201 210H204V212H205V209H201ZM236 210V208H235V210L234 211H236V213L238 212ZM240 210H241V207H240ZM240 210H239V212H240ZM258 210H259V212H258ZM57 211V212H56ZM78 211H80V210H78ZM83 211V210H82ZM90 211V210H89ZM109 211V212H108ZM114 211V210H113ZM157 210H155V212H156ZM182 211V210H181ZM192 212H193V210H191ZM197 211V210H196ZM216 211H214L215 213H216ZM233 211V212H234ZM242 211H244V210H242ZM92 212V211H91ZM112 212V213H111ZM119 212V211H118ZM134 212V211H133ZM143 212V211H142ZM152 212H154V211H152ZM198 212V211H197ZM214 212L212 213L213 215H212V217H214ZM225 212V213H224ZM233 212H231V213H233ZM238 212V213H239ZM249 213L248 215H247V213ZM252 212H254L253 214H252ZM25 213H27V214H25ZM42 213V214H41ZM67 213H65V214H67ZM101 213V214H100ZM131 213V212H130ZM135 213L137 214V212L135 211ZM134 213V214H135ZM157 213H158V211H157ZM176 213V212H175ZM178 213V212H177ZM176 213V214H177ZM180 213V212H179ZM177 214V216L175 217V219L176 218H181L182 219V215H181V213L180 214ZM189 213V212H188ZM191 213V212H190ZM209 213V211L207 212L206 211V214H208ZM235 213V214H236ZM243 212H241V214H242ZM45 214H47L46 216H44ZM57 214V215H56ZM60 214V215H59ZM82 214V213H81ZM111 214V215H110ZM125 216H124V215ZM132 214V218L133 217H135L134 216V214L133 213H131ZM135 214V215H136ZM176 214H174V215H176ZM195 214H196V212H195ZM210 214V213H209ZM208 214V216H210ZM216 214H218V213H216ZM258 214V216H260ZM53 215V216H52ZM71 215H73V219H72V216L70 217ZM128 215H129V212H128ZM151 215V214H150ZM181 215V217H179ZM219 215V214H218ZM253 215H254V218H250V217H253ZM57 216H59V217H57ZM62 216V217H61ZM104 215H101V219H102V217H103ZM156 217H154V215H152L151 216V218L149 219V221L151 220V219H157L158 217H157V214L155 215ZM171 216H172V214H171ZM217 216V215H216ZM226 216V215H225ZM241 215H240V213H239V217H240ZM261 216H264V215H261ZM56 219H54V218ZM106 217H104V219L106 218ZM126 217V218H125ZM150 217V216H149ZM148 217V218H149ZM154 217V218H153ZM174 217V216H173ZM231 217L232 218H234V216L233 215H231ZM32 218L35 220V221H32ZM98 218V219H97ZM110 218V217H109ZM117 218V219H116ZM169 218V217H168ZM183 218H184V216H183ZM186 218V217H185ZM209 218V217H208ZM216 218H218V217H216ZM224 218H226V217H222V219H224ZM228 218V217H227ZM250 218V219H249ZM257 218V219H256ZM262 218V217H261ZM2 219V220H1ZM41 219V220H40ZM54 219V220H53ZM78 221H77V220ZM87 219V221H84V220H86ZM97 219V220H96ZM104 219H103V221H104ZM131 219V218H130ZM178 219V220H179ZM236 219H238V215H237V217H236ZM236 219H235V221H236ZM49 220V221H48ZM75 220H76V222H75ZM109 220H111V218L109 219ZM144 220V219H143ZM164 221H166L165 219H163ZM174 220V219H173ZM173 220H171L172 221V224H174V222H173ZM178 220H177V222H178ZM186 220V219H185ZM212 220H213V218H212ZM3 221H5V222H3ZM40 221V222H39ZM52 221V222H51ZM96 221V222H95ZM102 221V220H101ZM100 221V225L103 223V221L101 222ZM108 221V220H107ZM121 221V222H122ZM162 221V220H161ZM168 221V220H167ZM171 221L169 220L168 221V224L169 223H171ZM180 221V220H179ZM199 221V222H198ZM200 221H202L203 223L202 224H200ZM225 221V220H224ZM250 221H252V222H250ZM262 221H264V220H262ZM32 222H33V224H32ZM42 222V223H41ZM80 222V223H79ZM85 222H86V224H85ZM87 222H89V223H92L91 225H93L94 226V229L96 230V231H94V229H93V231L91 230V228L89 227L90 226V224H88ZM105 222H106V220H105ZM129 222H132V221H129ZM186 222H187V220H186ZM198 222V223H197ZM213 222V221H212ZM212 222H210V223H212ZM236 222H238V220L236 221ZM239 222H240V220H239ZM83 223H84V225H83ZM114 223V224H113ZM124 223V224H125ZM148 223V222H147ZM167 223V222H166ZM166 223L164 222V224H165V226H166ZM175 223H176V221H175ZM180 223V222H179ZM197 223V224H196ZM205 223L208 225V228H209V230L211 231V232H206L205 231V233L206 234H204V236H202L201 237V235H196L195 236V232L197 231V233H198V231H199V229H201V226L199 227V225H202V226H204L205 225ZM251 223V224H250ZM262 223H264V222H262ZM261 223V224H262ZM54 224V225H53ZM56 224V225H55ZM60 224V225H59ZM104 224V223H103ZM111 224H113L112 225V228H111ZM134 224V223H133ZM171 224V225H172ZM182 224V223H181ZM217 224V225H218ZM237 224V225H238ZM9 225V226H8ZM67 225V226H66ZM68 225L70 226L69 228H68ZM105 225H107V223H105ZM131 225V224H130ZM136 225V224H135ZM144 225V226H143ZM176 225V224H175ZM178 225V224H177ZM193 225V226H192ZM206 225V226H207ZM237 225H235L236 227H237ZM238 225V226H239ZM262 225H264V224H262ZM36 226V227H35ZM50 226V227H49ZM88 226V227H87ZM102 226V225H101ZM119 226V225H118ZM117 226V227H118ZM121 226V225H120ZM163 226V225H162ZM5 227V228H4ZM53 227H56V228H53ZM92 227V226H91ZM149 227H151L150 225H149ZM153 227V226H152ZM211 227V228H210ZM215 227H216V225H215ZM215 227H214V229H215ZM50 228V229H49ZM61 228V229H60ZM89 228V229H88ZM93 228V227H92ZM105 228L107 229V232H108V230H112V233L111 234H109L110 232H108L106 235H105V233L106 232H102V231H105ZM177 228V227H176ZM183 228V227H182ZM186 228V227H185ZM221 228V229H220ZM228 228V229H227ZM234 228V227H233ZM256 228V230H254ZM85 229V230H84ZM135 229V230H134ZM179 229H180V227H179ZM188 229V230H189ZM203 229H206V230H208L207 229V227H204V228H202V230H200L201 232L203 231ZM217 229V228H216ZM224 229L225 230H227L226 232L224 231ZM259 229H264V228H259ZM29 230H31V231H29ZM49 230V232L50 233H48V234H50L49 235V238H50V240H49V238H48V236H46L47 237V239H46V241H43V236L42 235H45L46 233H47V231ZM51 230H52V232H51ZM70 230V231H69ZM87 230V231H86ZM110 230V231H111ZM124 230L127 232H125L124 233ZM188 230H186L185 229V232L186 231H188ZM247 230V231H248ZM29 231V232H28ZM66 231V232H65ZM98 231V232H97ZM177 231V230H176ZM175 231V232H176ZM179 231V230H178ZM215 231V232H216ZM26 232V233H25ZM42 232V233H41ZM90 232V234H88ZM200 232V233H201ZM29 233V234H28ZM52 233V234H51ZM56 233V234H55ZM65 233V234H64ZM92 233V234H91ZM101 233V234H100ZM172 233V234H171ZM182 233V232H181ZM204 233V232H203ZM232 233H235V234H233L232 235ZM26 234V235H25ZM47 234V235H48ZM58 234V235H57ZM70 234V235H69ZM109 234V235H108ZM153 234V233H152ZM152 234H150V235H152ZM177 234V233H176ZM180 234V233H179ZM179 234H177L178 236H180L181 237V239H183V238H185L186 239V237H187V234H188V232H187V234H184V235H186L185 237H182L181 235H179ZM199 234V233H198ZM209 234V235H208ZM213 234L214 235V237H213V235L211 236V235ZM244 234H243V236H244ZM30 237H29V236ZM42 236V241L43 242H41V243H43V245H46L47 246V244L49 245V244H52L53 246V248L56 250H52V249H50L51 251H49L48 249L49 248H47V249H42L43 247V245H41L40 243H39V241H41L39 238H41V236ZM132 235V236H131ZM159 235H161L160 233H159ZM177 235H172V236H174V238L175 237H177ZM182 235H183V233H182ZM206 235L208 236L207 238H206ZM217 235V234H216ZM21 236H24V238H21ZM27 236H28V238H27ZM36 236V238H33V237H35ZM40 236V237H39ZM162 236V235H161ZM209 236H211V237H213L214 239H212L211 237H209ZM223 236V237H224ZM232 236H234V238H236V240L235 239H233V237ZM8 238V241H7V238ZM45 237V238H46ZM53 237H54V239H53ZM58 237V238H57ZM111 237V238H110ZM179 237V238H180ZM189 237H191L190 239H189ZM201 237V238H200ZM203 237H205V239H203ZM221 237V236H220ZM21 238V239H20ZM30 238H32V240H33V242L31 241V239ZM109 239L107 242H106V240L107 239ZM173 238V237H172ZM178 238V237H177ZM177 238H175V240H173V243H175L174 241H176V243L177 242H179V240L177 239ZM12 239V240H11ZM14 239V240H15ZM22 239H24V240H22ZM28 239V245H29V247L30 248H32L33 247V249H31V250H35V252H34V254H35V258L33 257V253H30V251H27V249H25V247H27L28 245H26V243L24 242L23 244L24 245H22V243H21V241L23 242V241H26ZM140 239H142V240H140ZM177 239V240H176ZM181 239H180V241H181ZM185 239H184V242H185ZM7 242H6V241ZM13 240V241H14ZM17 240V239H16ZM21 240V241H20ZM54 240V241H53ZM70 240V241H69ZM117 240V241H116ZM152 240V241H153ZM166 240V239H165ZM172 240V239H171ZM74 242V245H73V242ZM128 241V242H127ZM203 241V242H202ZM37 242H38V244H37ZM64 242V243H63ZM69 242V243H68ZM88 242V243H87ZM143 242V243H142ZM150 242V243H149ZM190 242V244H192ZM198 242V243H197ZM203 244H202V243ZM218 243H219V241H217ZM8 243V244H9ZM68 243V244H67ZM108 243H109V246H108ZM124 243V244H123ZM129 243V244H128ZM175 243V245H177ZM195 243H197L198 245H196ZM207 243V242H206ZM3 244H5V245H3ZM86 245V247L84 246V245ZM105 244V245H104ZM121 244H123V245H121ZM180 244H182V245H180ZM185 244H186V242H185ZM192 244V245H193ZM240 244H242V245H240ZM19 245V247H21V249L19 248V247H17ZM58 245H57V248H61V247H58ZM68 245H71V246H69V247H67ZM79 245V246H78ZM82 245V246H81ZM118 245V246H117ZM187 245H189V241H188V244ZM193 245V246H194ZM247 245V244H246ZM40 248V246H41V248H40V250H41V252H42V250H43V252H46V254L48 253V254H50L52 251V254L56 257V259H54V258H50L49 260H46V257H45V260H44V256L42 255V256H38V255H40V253L41 252H38L37 253V248L38 247ZM66 246V247H65ZM73 246H74V248H73ZM82 247L83 248V250H84V252L86 253H88L89 251H90V253H93L91 256L94 258L93 259V261H91L92 259L90 258V256L89 257H87L86 258V256H87V254H85L86 256L85 257H83V254H82V258H81V253H79L80 251H79V247ZM84 246V247H83ZM117 246V247H116ZM126 246V247H125ZM131 246H132V249H131ZM169 246H170V248H171V252L170 251H168L169 250ZM179 246H182V247H185L186 248V245L184 246V244H183V242L181 243H179L178 244V247ZM191 246V245H190ZM190 246H187L188 248H186V251L188 250V252H190L191 250L193 251V248L195 249V246L193 247V246H191V250H190ZM205 246V245H204ZM207 246V245H206ZM209 246V245H208ZM207 246V247H208ZM243 246V248H244V250L242 249V248H240V247H242ZM14 247H15V250L17 251H15V250H13L14 249ZM23 247V248H22ZM29 247H28V249H29ZM45 247V246H44ZM72 247V248H71ZM145 247H147V248H145ZM206 247V248H207ZM238 247V248H237ZM46 248V247H45ZM64 248V249H63ZM66 248V249H65ZM67 248H68V251H67ZM69 248H71V250H69ZM82 248H80V250L82 249ZM106 248V250H108V255L109 256H107L106 255V259L105 258H102V257H105V256H102L104 253V251H106V250H104ZM114 248H116V249H114ZM133 248H134V250H135V252H134V250H133ZM161 248H163L162 249V251H160V249ZM180 248V247H179ZM25 251H24V250ZM126 249V250H125ZM173 249V250H172ZM200 249H199V251H200ZM215 249V248H214ZM238 249V250H237ZM14 251V252H16L17 254L18 253H20V255L18 254H16L15 256L16 257H11L10 258V256H11V251ZM40 250H38V251H40ZM76 250H78V251H76ZM83 250H82V253H83ZM159 250V251H158ZM176 250H177V247H176ZM176 250L174 251V253H176L177 255H178V251L176 252ZM180 250H181V248H180ZM179 250V251H180ZM184 250V251H183ZM196 250V249H195ZM198 250V249H197ZM4 251V252H5ZM73 251V252H72ZM75 251L77 252L76 254H75ZM155 251L157 252V253H159V256H161L160 257V259L158 258V256H157V253H155ZM182 251L183 252H185V249L184 248H182ZM213 251V252H212ZM230 251V252H229ZM13 252V253H14ZM29 254H31L30 256H28L27 254L28 253ZM58 252V253H57ZM64 252H67L68 254H64ZM70 252V253H69ZM119 252H120V257H119ZM182 252V253H183ZM229 252V253H228ZM12 253V254H13ZM23 253V254H22ZM27 253V254H26ZM75 255H74V254ZM105 253H107V252H105ZM126 253V254H125ZM162 253V254H161ZM193 252H191L190 254H192ZM196 253H197V251H196ZM194 253V254H192L191 256H190V254H188L189 256H186V252H185V254L183 255V257L181 258L182 259V261H180L181 259H180V257H181V255H180V257H177V258H175V256H174V262H173V264H176V262L178 261H176L175 259H178L179 258V264H183V263H185V262H187L188 264H192L193 262H194V264L195 263H197V264H199L200 262H199V260H201L202 262L204 261V263L203 264H210V262H211V260H204V254L203 253ZM227 253V254H226ZM233 253V254H232ZM5 253H3V255H4ZM25 254H26V257H25ZM41 254H43V253H41ZM51 254V255H52ZM64 254V255H63ZM77 254H79L78 256H77ZM89 254V253H88ZM102 254V255H101ZM122 254H123V256H122ZM135 254V255H134ZM179 254H181L180 252H179ZM203 255L202 256V258L200 259V256L201 255ZM219 254H221V255H219ZM229 254H230V256L231 257H229ZM243 254H245V253H243ZM9 255V256H8ZM52 255V256H53ZM56 255H58V256H56ZM74 255V256H73ZM90 255V254H89ZM113 255V257H115ZM152 255H155V256H152ZM176 255V256H177ZM196 255H199V259H197V262H195V259L196 258H198V256L197 257H195ZM13 256V255H12ZM47 256V255H46ZM77 256V257H76ZM134 256H135V258H134ZM138 256V257H137ZM164 256V257H163ZM179 256V255H178ZM222 256V257H221ZM225 256V257H224ZM234 256V257H233ZM240 256V257H239ZM23 257H24V259H23ZM73 257H74V259H73ZM112 257V256H111ZM112 257V258H113ZM168 257V258H167ZM191 257L192 258H195V259H191ZM206 257V256H205ZM226 257H228V258H226ZM13 258V259H12ZM19 258V259H18ZM22 258V259H21ZM34 259V260H32V259ZM49 258V257H48ZM47 258V259H48ZM81 258V259H80ZM164 260H163V259ZM167 258V259H166ZM171 258V260H172V257H170ZM188 258H190V260H192L191 262H189V259ZM220 258V259H219ZM102 259V260H101ZM115 259V258H114ZM113 259V260H114ZM117 259V258H116ZM158 259V260H157ZM203 259V260H202ZM11 260V261H10ZM31 260V261H30ZM62 260V259H61ZM66 262H65V261ZM82 260V261H81ZM85 260H87V261H85ZM94 260H96V261H94ZM105 260H107V261H105ZM110 260H112L111 258H110ZM118 260V259H117ZM135 260V261H134ZM137 260V261H136ZM160 260V261H159ZM168 260H170V259H168ZM194 260V261H193ZM222 260V261H221ZM34 261V262H33ZM37 261H39V263L37 262ZM46 261V262H45ZM52 261V262H51ZM72 261V262H71ZM74 261V262H73ZM85 261V262H84ZM130 261H129V263H130ZM162 261H163V263H162ZM210 261V262H209ZM211 262V264L213 263H216V262ZM5 262V263H4ZM32 262V263H31ZM41 262V263H40ZM71 262V263H70ZM104 262H106V263H104ZM118 261H115V263H113V264H116ZM119 262H122V261H119ZM158 262V263H157ZM160 262V263H159ZM172 262H170V263H172ZM183 262V263H182ZM202 262H201V264H202ZM234 262V263H233ZM249 262V263H248ZM111 263H112V261H111ZM128 264V260L127 261H125V262H123V264ZM165 263V264H166ZM169 263V262H168ZM1 264V263H0ZM121 264V263H120ZM186 264V263H185Z\"/></svg>",
	"mask_w": 264,
	"mask_h": 264
},
{
	"label": "clouds",
	"instance_id": "9594fccd",
	"mask_svg": "<svg viewBox=\"0 0 264 264\" xmlns=\"http://www.w3.org/2000/svg\"><path fill=\"white\" fill-rule=\"evenodd\" d=\"M224 23L231 25V44L235 59L229 80L241 74L264 71V0H231L223 10Z\"/></svg>",
	"mask_w": 264,
	"mask_h": 264
}]
</instances>
